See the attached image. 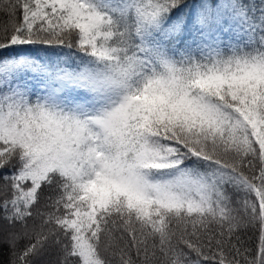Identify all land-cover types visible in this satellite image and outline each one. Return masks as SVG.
Masks as SVG:
<instances>
[{"label": "snow or ice", "instance_id": "6c2138e0", "mask_svg": "<svg viewBox=\"0 0 264 264\" xmlns=\"http://www.w3.org/2000/svg\"><path fill=\"white\" fill-rule=\"evenodd\" d=\"M0 12L4 264H264V0Z\"/></svg>", "mask_w": 264, "mask_h": 264}, {"label": "trees", "instance_id": "16d2710c", "mask_svg": "<svg viewBox=\"0 0 264 264\" xmlns=\"http://www.w3.org/2000/svg\"><path fill=\"white\" fill-rule=\"evenodd\" d=\"M6 14L0 12V22H3L6 19ZM248 235H251V232L248 233ZM0 252H2V255H0V264H4V262L8 259V249L6 246H3L2 249H0ZM54 259V257H53ZM113 264H116L114 261Z\"/></svg>", "mask_w": 264, "mask_h": 264}]
</instances>
